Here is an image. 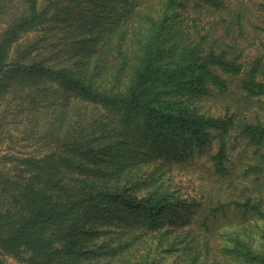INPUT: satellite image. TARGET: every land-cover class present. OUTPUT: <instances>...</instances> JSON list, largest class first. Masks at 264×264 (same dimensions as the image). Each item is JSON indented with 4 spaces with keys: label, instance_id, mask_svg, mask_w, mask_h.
Masks as SVG:
<instances>
[{
    "label": "trees",
    "instance_id": "obj_1",
    "mask_svg": "<svg viewBox=\"0 0 264 264\" xmlns=\"http://www.w3.org/2000/svg\"><path fill=\"white\" fill-rule=\"evenodd\" d=\"M250 2L264 13V0ZM242 4L205 22L226 0H0V143L36 146L4 154L2 253L27 264H159L155 252L264 264L262 191L217 200L196 223L188 209L202 201L174 180L212 136V170L229 171L236 115L203 108L212 89L237 78L264 96L261 57L245 70L231 32L244 30ZM238 126L264 145L263 123ZM249 172H264V160Z\"/></svg>",
    "mask_w": 264,
    "mask_h": 264
},
{
    "label": "rangeland",
    "instance_id": "obj_2",
    "mask_svg": "<svg viewBox=\"0 0 264 264\" xmlns=\"http://www.w3.org/2000/svg\"><path fill=\"white\" fill-rule=\"evenodd\" d=\"M256 1V0H255ZM242 2V3H239ZM239 4L244 6L243 28L239 34L237 29L231 31L237 38L236 48L243 51L241 61L245 70L252 66L256 57H261V65L257 71V78L264 80V13L250 0H226V7L204 11L203 21L221 18L230 20L238 11ZM205 17V18H203ZM223 27H218V32H222ZM262 28V29H260ZM233 41V40H229ZM237 78L229 83L227 92H218L215 88L204 98L203 108L211 113L229 112L236 115V126L227 136L229 171L223 174L213 172L211 162L208 159V152H215L218 147V139L213 137L211 147H206L202 153H196L197 149L190 152V155L183 163L184 168L174 171V180L182 186V193L197 198L202 201L201 207L192 205L188 210L189 216L193 215L195 222H200L208 213L210 205H214L217 200L240 199L243 195L258 196V191L264 194V172L254 174L245 173L248 165H257L264 160V145L257 147L247 141L240 133L239 124L243 122H261L264 124V96H249L236 85ZM14 135H21L20 130L11 128ZM20 138V137H19ZM18 140L19 139H15ZM26 140L18 144L10 142L8 138L0 143V169L11 166L9 160L4 157L6 153L23 154L36 149L35 145L28 144ZM206 150V151H205ZM231 186L237 187L234 189ZM232 209V208H230ZM241 210L231 212L233 218L241 215ZM191 217V216H190ZM194 223V224H196ZM159 264H179L177 255H167L155 252ZM0 258L9 264H27L18 259L4 254L0 251Z\"/></svg>",
    "mask_w": 264,
    "mask_h": 264
}]
</instances>
